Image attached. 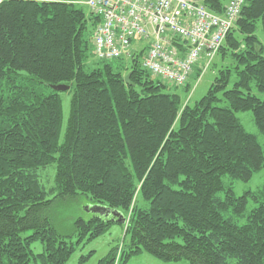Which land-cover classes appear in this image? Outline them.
Here are the masks:
<instances>
[{"label": "trees", "instance_id": "1", "mask_svg": "<svg viewBox=\"0 0 264 264\" xmlns=\"http://www.w3.org/2000/svg\"><path fill=\"white\" fill-rule=\"evenodd\" d=\"M81 1L0 2V264H69L114 225L125 235L98 264L143 253L171 263L264 264V184L242 194L236 186L264 174V140L238 117L251 113L264 139L256 35L264 0H246L214 82L191 104L180 93L190 81L171 87L154 77L145 50L90 69L89 28L98 19ZM229 2L202 0L217 15ZM59 85L71 94L65 130L62 98L51 89ZM50 166L48 189L40 171ZM81 196L106 211L88 209L64 235L50 211Z\"/></svg>", "mask_w": 264, "mask_h": 264}, {"label": "built area", "instance_id": "2", "mask_svg": "<svg viewBox=\"0 0 264 264\" xmlns=\"http://www.w3.org/2000/svg\"><path fill=\"white\" fill-rule=\"evenodd\" d=\"M1 2V0H0ZM98 19L93 35L97 61L131 59L145 50L143 67L168 85L185 86L196 67L212 64L246 0H231L224 14L202 0H83ZM146 41L140 46L139 42ZM203 61V66L199 63Z\"/></svg>", "mask_w": 264, "mask_h": 264}, {"label": "rangeland", "instance_id": "3", "mask_svg": "<svg viewBox=\"0 0 264 264\" xmlns=\"http://www.w3.org/2000/svg\"><path fill=\"white\" fill-rule=\"evenodd\" d=\"M84 9L85 11H87L88 15L91 16L86 6L84 7ZM94 28L95 27L90 25L89 30H90V36L92 35V37H93ZM256 35L264 47V32L262 31L261 25H259V28L256 31ZM146 43H147L146 41L139 42V45L144 47ZM95 60H96L95 58L89 60L88 67L90 69L96 67ZM219 61H220V57L217 56L213 62L212 67L210 65L207 68H204V70L198 68H197L198 70L196 69L197 71L194 70V72L195 71L196 72L195 74H193V77L190 80V84H189L191 86L190 91L186 94L182 92L183 89L180 90V93L182 94L181 96H184L185 104H191L195 101H198L207 93L211 84L214 82V78L217 73V71H214L213 66L215 64H218ZM203 64H204L203 61L199 63L200 66L201 65L203 66ZM112 65L117 66L118 62L114 61ZM39 90L44 95H47L50 92L47 88L43 86H40ZM60 96L63 102V116H64V130H65L67 118L69 116V111H70L71 94L62 92L60 93ZM261 97H264V95H261ZM238 117L241 123L243 124V126L245 127V129L249 133L256 135L259 141L262 143L264 139L260 135L258 129L254 124L252 114L240 113L238 114ZM40 174L42 176V182L45 185L48 183L46 187L48 189L52 187L53 179L55 175V166H50L46 170H41ZM263 184H264V174L263 172H261L254 178L253 181L247 184H243V183L236 184L237 189L239 190V192L237 193L242 194L243 191L255 190L256 188L261 187ZM93 207L94 206L91 205V202H89L88 200L84 199L81 196L77 200L56 202L50 211V217L60 232H62L64 235L70 236L73 234L74 223L76 222V220L79 218H84V219L89 218L90 214L87 212V210ZM124 235H125V231L122 228V226L114 225L106 235L95 240L86 248L84 249L78 248L75 255L71 258L69 264H78L82 256H88L91 252L94 253H92L91 257L87 260L85 264H98V262L101 259L105 258L109 254L111 249L115 247L119 243V241L123 239ZM73 240L75 241V239ZM128 264H189V263L186 261H182L180 263L164 262L156 259L155 257H153L148 253H143L142 255L131 259L128 262Z\"/></svg>", "mask_w": 264, "mask_h": 264}, {"label": "water", "instance_id": "4", "mask_svg": "<svg viewBox=\"0 0 264 264\" xmlns=\"http://www.w3.org/2000/svg\"><path fill=\"white\" fill-rule=\"evenodd\" d=\"M129 80H130V75H128L126 77V82H129ZM51 89L53 91H55V92L62 93V92H67L68 90H70V87L69 86H66V85H59V86H51ZM102 210H105L106 211L105 208H100V207H93L91 211L94 212V213H100ZM107 214L117 215V214L112 213L110 211H108ZM122 222H124V221H122Z\"/></svg>", "mask_w": 264, "mask_h": 264}]
</instances>
